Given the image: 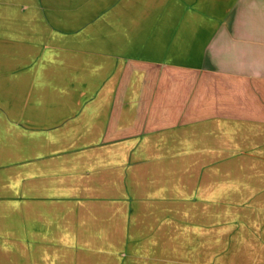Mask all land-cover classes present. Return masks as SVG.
Segmentation results:
<instances>
[{
	"label": "rangeland",
	"instance_id": "obj_1",
	"mask_svg": "<svg viewBox=\"0 0 264 264\" xmlns=\"http://www.w3.org/2000/svg\"><path fill=\"white\" fill-rule=\"evenodd\" d=\"M132 1L0 0V163L63 152L35 161L80 180L81 218L158 233L143 264H264V83L134 58L170 48Z\"/></svg>",
	"mask_w": 264,
	"mask_h": 264
},
{
	"label": "crops",
	"instance_id": "obj_2",
	"mask_svg": "<svg viewBox=\"0 0 264 264\" xmlns=\"http://www.w3.org/2000/svg\"><path fill=\"white\" fill-rule=\"evenodd\" d=\"M128 5L136 30L150 32V42L139 45L170 48L163 56L135 52L134 58L183 64L187 72L241 86L264 83V0ZM57 154L64 155L33 154L18 168L0 163V264H143L145 255L159 253L158 233L145 237L143 218H81L87 197L80 180L57 176L58 168L47 173L45 161H35Z\"/></svg>",
	"mask_w": 264,
	"mask_h": 264
}]
</instances>
